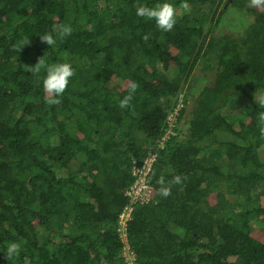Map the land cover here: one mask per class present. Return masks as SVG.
I'll return each instance as SVG.
<instances>
[{
    "label": "trees",
    "instance_id": "trees-1",
    "mask_svg": "<svg viewBox=\"0 0 264 264\" xmlns=\"http://www.w3.org/2000/svg\"><path fill=\"white\" fill-rule=\"evenodd\" d=\"M158 2L0 0V264H124L116 226L132 169L185 93L181 123L194 88L187 129L160 153L154 203L134 212L130 245L139 264H264V196L253 198L264 182V98L253 96L264 91V5L168 0L176 23L163 32L135 16ZM230 11L252 19L238 35L217 32ZM65 25L70 36L41 41ZM40 58L74 70L58 98L32 68ZM13 241L20 251L8 258Z\"/></svg>",
    "mask_w": 264,
    "mask_h": 264
},
{
    "label": "clouds",
    "instance_id": "clouds-1",
    "mask_svg": "<svg viewBox=\"0 0 264 264\" xmlns=\"http://www.w3.org/2000/svg\"><path fill=\"white\" fill-rule=\"evenodd\" d=\"M135 16L148 21H154L156 28L158 30H162L163 32L170 31L176 23L175 9L173 5L168 2V0H161V2H158L151 7L141 3L140 6L136 7L135 9ZM71 34V27L65 25L58 28L55 37L52 34H43L40 35V39L42 42L46 43L48 47H52L57 43V39L63 40ZM145 39H147V37H145ZM29 42L30 40L25 41V44H28ZM32 68L36 73H39L41 69L44 70L42 87L44 91L57 98L65 92L70 78L74 75V70L70 64H46L43 58H40L36 65ZM136 88L137 85L133 83L129 89V94L120 100V108H125L129 105L130 101L132 100V94L135 92ZM261 102L264 103V100ZM257 120L260 125L259 133L262 137H264V111L257 113ZM181 182L182 179L180 176L173 177L172 183L180 184ZM160 183L162 185L159 189L160 195L162 197L169 196L170 188L164 186L163 180H161ZM19 251L20 245L15 241L8 243L6 248L3 249L4 255H6L8 258L14 257L19 253Z\"/></svg>",
    "mask_w": 264,
    "mask_h": 264
},
{
    "label": "built area",
    "instance_id": "built-area-1",
    "mask_svg": "<svg viewBox=\"0 0 264 264\" xmlns=\"http://www.w3.org/2000/svg\"><path fill=\"white\" fill-rule=\"evenodd\" d=\"M177 100V106L173 109L168 118L165 135L156 147H148L144 159L140 164H136L133 167L131 172L133 183L124 193L127 199V205L120 213L116 226L118 236L124 243L122 249L124 264H139L137 255L129 242V226L133 221L134 212L138 207L154 203V188L151 185L150 176L158 162L161 151L166 148L170 141L179 136L181 124L180 115L185 106V93L181 94Z\"/></svg>",
    "mask_w": 264,
    "mask_h": 264
},
{
    "label": "rangeland",
    "instance_id": "rangeland-1",
    "mask_svg": "<svg viewBox=\"0 0 264 264\" xmlns=\"http://www.w3.org/2000/svg\"><path fill=\"white\" fill-rule=\"evenodd\" d=\"M255 1L257 4H263L264 5V0H252ZM263 8V7H261ZM231 14V15H230ZM230 14L228 13V15H226V17H224L223 19V24L220 26V28L217 30V32H219L220 34H228V35H238V33L236 32V30L239 27H243V25L246 23L251 21V18L244 17V15L241 12H236L230 11ZM233 29V31H231L230 29ZM194 79L200 81L201 83H204L205 85H210L212 86L214 83V76L213 75H208L205 73H202L200 71V69H197L194 72ZM193 88V87H191ZM195 90L193 91L194 94L192 95L193 97L189 98L188 104H187V111H186V115H184V119H182L181 124H180V130L184 131L187 129V125H188V120L190 118V113L193 109V107L195 106V98L197 95V89L194 88ZM192 91V89H188V94L189 91ZM254 97L256 98L257 96L264 98V91L263 92H258V93H253ZM243 106L245 107H249V101L247 99H241ZM264 196V182H260L257 187L254 189L253 191V198L255 200L259 199V197Z\"/></svg>",
    "mask_w": 264,
    "mask_h": 264
}]
</instances>
